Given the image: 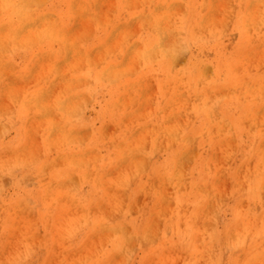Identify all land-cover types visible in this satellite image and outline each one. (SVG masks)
Wrapping results in <instances>:
<instances>
[{
    "label": "bare ground",
    "instance_id": "1",
    "mask_svg": "<svg viewBox=\"0 0 264 264\" xmlns=\"http://www.w3.org/2000/svg\"><path fill=\"white\" fill-rule=\"evenodd\" d=\"M5 1L9 2L14 34L21 29L25 30V18L34 20L29 24V29L33 30L37 20L48 18L52 13L46 5L53 7L54 4L53 0L45 2L41 7L39 4L43 1L39 0ZM99 1L69 0L70 3L73 2V7L75 2L78 4L77 8L72 9L76 20L86 17L94 20V25L97 24ZM213 1H114L115 7L121 9L120 12L109 16L107 23L99 29L116 31L131 18L139 21L140 29L136 40L140 43V48L135 52L133 66L135 69H138L136 66H146L148 73H144L135 82L132 78L128 79V69L123 62L128 52L126 40L122 41L124 43L115 51L109 50L104 55L102 53L98 61H95L93 45L87 46L79 39L78 44L67 46L70 30L68 22L61 17L54 27L45 29L49 33V38L46 39L49 43L43 46V49L51 47L55 35L59 39L58 52L61 60L67 57L69 51L74 55L84 54L85 60H77L80 62L75 68V73L69 70L65 74L64 81H67L69 87L73 86L71 89H66L64 78L56 70L55 76L43 81V89L46 90L44 94L24 96L23 99L29 101V104L23 103L17 109L14 115L18 117V121L29 123L36 113H41L44 126L40 128V132H53L54 127L47 117L50 115L49 110L53 111L54 108H49L52 99L47 101V91L58 93L56 96L76 100L82 93L92 90L93 82H96L100 89L105 84L114 92L115 97L112 95V98L123 100L120 104L115 101L109 104L105 109L106 113L127 114L134 110L130 100L134 99L138 90L145 92L146 87H142L146 84L152 86L153 95L156 96L151 111L156 116L153 124L156 139L150 142L147 153L150 156L154 152L158 157L157 144L163 145L162 140L166 137H169L171 146L170 150L164 152L165 155L160 154L161 159L150 156L148 171L144 176L137 178L139 183L134 188L125 187V196L130 204L137 199L142 201V211L129 217L126 209L121 216L113 209L109 220L104 209L100 208L114 205L117 195L106 189L110 185L107 173L117 161L133 159L137 150L130 145H136L137 142L125 144L127 137L122 136L118 140L120 143L112 141L103 149L99 144L100 138L94 135L95 128L87 144H72L65 152L60 149L52 153L44 148L46 145L42 141L41 150L46 156L45 165L57 164L60 160L62 164H57L61 168L55 171L49 168L46 173H42V168L34 164L35 155L32 156L34 159L28 160L32 163L29 171L36 186L33 185L29 190V200L24 205L29 209L31 216L27 224L30 256L27 264L32 262V255H36L38 250H42L45 255L40 256L37 261H42L38 264H43L44 259L48 257L58 258L63 262L70 256L76 257L77 264H105L117 255L123 256L128 252V244L132 240L134 245L139 246L145 241L143 228L146 223L142 216L149 213V217L165 216L164 225L157 236L146 241L148 248L141 249V256L137 257L139 264H143L152 256H171L180 252L187 256L180 264H263L264 223L254 225V219L257 221L264 218V148L261 150L260 147L264 141V56L262 63L254 61L252 56L256 51L264 50V0H231L232 5L227 8L228 27L225 31L213 21ZM253 6L255 8L251 9ZM121 32L127 33L126 28H121ZM115 33L112 32L111 35ZM127 34L124 35L125 39H128ZM230 34H234V38H231ZM143 36L146 38L143 39ZM99 41L102 42L96 40L95 43ZM208 46L213 48L208 59L195 55V49L202 50ZM31 54L38 62L36 53L34 55L31 49L28 65L32 64ZM55 57L56 54L44 58L54 64ZM151 67H155L154 71L150 70ZM61 81L64 87L59 85V88L54 89L50 86L52 82ZM145 102L148 103L147 100H144ZM41 103L44 105L39 108ZM144 110L148 113L147 109ZM20 115H24L26 119L19 118ZM133 129L137 130V127L130 125L120 128L127 133ZM227 141H232L235 150L231 156L228 155L230 164L218 168L214 165L213 152L221 142ZM193 145L197 146L196 154L188 166L181 168L180 160ZM261 146L264 147V144ZM78 153L76 161L73 156ZM121 155L122 157H119ZM85 156L90 160L84 161ZM5 168L0 167V171ZM67 172H73L74 176L78 177L82 183L81 186L79 183V187L83 189V184H86L88 188L77 190L74 186L71 192L66 191L62 184L66 181ZM218 177L229 183L232 200L226 206L216 202V209L221 212L225 209L230 211V217L223 221L221 229H204L208 217L203 210L209 201L214 200L213 183ZM122 178L131 177L124 174ZM163 188H169L167 198L171 204L166 202L162 205ZM64 197L70 205V214L61 225L59 220H63V216H60L63 213ZM240 199L245 200V203L242 204ZM3 204L0 214L8 211L6 202ZM256 208L258 211H255ZM51 222L61 225L54 233L56 237L50 236ZM128 225L129 232L126 230ZM201 225L203 231L199 230ZM9 226L10 223H0L2 238L3 234H12L17 227L13 225L10 229ZM238 228L240 230L237 231ZM104 229L112 232L109 246L96 251V246H92L94 249L89 255L80 257L83 256L84 252L81 253L80 249L85 242ZM60 238L68 243H59L62 242ZM199 245L217 247L219 254L212 255L209 252L202 256ZM223 245L227 251L222 249ZM10 261L14 264L20 263L18 258L12 257ZM127 261L124 259V262Z\"/></svg>",
    "mask_w": 264,
    "mask_h": 264
},
{
    "label": "rangeland",
    "instance_id": "2",
    "mask_svg": "<svg viewBox=\"0 0 264 264\" xmlns=\"http://www.w3.org/2000/svg\"><path fill=\"white\" fill-rule=\"evenodd\" d=\"M39 1H43L39 4L41 7L48 3L49 0ZM114 1L115 0L99 1L97 9V24L94 25V20L86 17H81L80 19L76 20V16L74 15L72 9L77 8V2H75L73 7V2L70 3L69 0H53V7H50L49 4L46 5V8H49L52 11L48 18L44 17L37 20L35 23L36 26L33 30L29 29V24H31V21L34 20L25 18V30L21 29L16 34H14V27L11 25L12 15H10L9 2L5 0L2 2V0H0V167H6L2 172L0 171V208L4 207L3 202H6V208L8 209L5 214H0V223H10V229L13 225L17 226L13 230L12 234H3L4 238L0 236V257L1 260L4 261H0V264H14L12 261H10V258L12 257L18 258V261L20 262L19 264H27V260L30 257L28 255L29 248L27 244V224L30 221L31 216L29 214V209L27 210V206L24 205H26V202L29 200V190L33 185L36 186V183L30 176L31 174L29 167L32 166V163L28 161L30 160L29 158L34 159L32 156L35 155L34 164H37L42 168V173H46L49 168L54 171L58 168H61L57 166V164H62L61 160L57 164L54 163L49 165V163H47L45 165L46 156L41 150L42 141L44 145H46L44 148L50 150L52 153H55V150L60 149H62V152H65L71 147L72 144H76L78 146L79 144L80 146L87 144L95 128L94 135L97 138H100L99 144L102 145L103 149L112 141L115 143H120L118 140H120L122 136L127 137L125 144L129 142H137L136 145H130L135 150H137L133 159L129 161H117L118 163L116 162L113 165L114 167L112 166L107 173V178H109L110 185L106 189L112 192L113 195H117L114 205L103 206L100 208V210L104 209L108 219L113 209L116 210V214L118 216H121L123 214V210L126 209L127 215L129 217L135 216L138 214V212L142 211V201L137 199L134 203L130 204L127 197L125 196V187L128 188L129 186L130 188H134V186L139 183V179L137 178L144 176L147 173L150 162L149 158L151 155L152 157L161 159L160 154L165 155L164 152L170 150L169 146L171 145L169 144H171V142H169V137H166L162 140L163 145L157 144V153L159 154L158 157L154 154V152H152L150 156L147 153L149 145L151 144L150 142L156 139L153 134V124L156 120V116L151 112L153 105L156 102V96L153 95L151 85L146 86L145 84L142 87H146L145 92L138 90V94L134 97V99L130 100L134 110L128 112L127 114H122L120 112L106 113L105 109L109 106V104H112L114 101L120 104L123 100H116L114 98L115 94L112 89L107 88L105 84H103L100 89L96 86V82L92 81L94 84L91 85L92 90H89L84 94L82 93V95L78 96L76 100H72L68 97L65 98L63 96H56L58 93L48 90L47 101L50 102L52 99V105H50L49 108H54L53 111L49 110L50 115L47 117L52 123L51 125L54 127V131L51 133L40 132V128L44 126L43 115L41 113H36L34 119H32L29 123H26V121H18V117L14 115L20 105L23 103L29 104V101L23 99L24 96L27 94H33L37 96L38 94L41 95L46 92V90L43 89V81H45L47 78H52V76H55L56 70L61 74L62 78H64V81L66 79L65 74H67L69 70L72 73H75L77 64H79L80 61L85 60L84 54L79 55L77 53V55H74L70 51L68 52L67 57H65L64 60H61L59 58L60 52H58L59 39L58 36L55 35V41L52 43L51 47L49 49L42 48L49 43L46 42V39L49 38V33L45 31V29L47 27H54L60 17L65 22H68V28L70 30L67 35V46H74L78 44L77 41H79V39L82 40V43L87 46L91 47L93 45L95 51L93 59L98 61L102 53L104 55L109 50L115 51L122 45V43H124L122 41L126 40L128 52H126L123 62H125L124 66L128 69V79L131 80L132 78V81L135 82V80L141 77L144 73H148V68H146V66H136L138 69H135L133 66L135 52H137V50L140 48V43L136 40L140 29L138 20L131 18L121 26V28H126L128 34L121 32V28L116 31H102V29H99L101 26L107 23L106 19L109 16L113 14L117 15L120 12L121 9L115 7ZM33 5L34 7H37L36 4ZM231 5V0L213 1V21L218 23V27L223 31H225L228 27V24L226 23L228 18L227 8H229ZM254 8L255 7L253 6L251 9ZM4 12L6 13L4 14ZM70 14L72 15L71 17H69ZM66 17H68L69 20H67ZM105 32H108V34H105ZM112 32L116 33L111 35ZM125 34H127L128 39L124 38ZM230 37L234 38V34H230ZM145 38L146 36H143V39ZM96 40H102V42L99 41L100 43H95ZM239 41L240 36L238 34V42ZM96 44L97 46H95ZM31 49L34 55L36 53L35 56L38 58V62L31 54L32 64L28 65V61L30 59L29 51ZM212 51V46H208L202 50L195 49V55L198 58L203 56L204 58L208 59ZM260 51L264 53V50L256 51L253 54L252 59L262 63L264 55H262L263 53ZM54 54H56L54 60L55 65L44 58L46 56H53ZM74 62L76 63L73 64ZM69 66L72 67L70 68ZM154 68L151 67L150 70L154 71ZM28 69H30V71ZM66 82L67 81H64L66 84V89H71L73 86L71 85L69 87V84ZM59 85L64 87L62 81L61 83L52 82L50 86L55 89ZM112 95H114L113 98ZM144 100H147L148 103H144ZM43 105L44 103H41L39 108H42ZM54 105H57L58 109H56L57 107H54ZM144 109H147L148 113ZM121 117H123L122 120L120 119ZM19 118L26 119L24 115H20ZM113 122H116L114 126L112 125ZM130 125L137 127V130L133 129L130 133L120 130V128H127ZM117 137L119 139H116ZM263 144L264 141L260 144L261 150L264 148L261 146ZM32 147L34 149H32ZM128 147L129 145L127 148ZM234 150L235 148L232 141L221 142V145L217 146L216 150L213 152V158L215 162L214 165L218 168H223L226 165H229L230 163L228 157L232 155ZM196 152V145H193L187 149V154L180 160L181 168H185L190 164ZM262 152H264V149ZM78 157L79 153L73 156L76 161V158ZM119 157H122V155ZM85 159L86 161L90 160V158L86 156L84 161ZM124 174H127V176L131 178H122ZM121 179L124 180L120 181ZM65 180L66 181L64 182V185L62 184V186L66 191H70L74 186L77 188V190L81 188L79 187V183L80 186L82 183L78 177L74 176L73 172H67L65 174ZM213 186L214 200L209 201L208 205H206L203 210V212L208 217L205 221L204 229L210 230H215L219 227V229H221L223 221L230 217V211L225 209L221 212L220 210L216 209V204H220L221 202L223 206H226V204L230 203L232 200L229 190V183L223 178H216L214 180ZM86 187L88 188L86 184H83V189H81L86 190ZM169 192V188L162 189V195L164 198L162 205L166 202V204L170 203V200L167 198ZM262 192V197H264V180L262 183ZM240 202L243 204V202L245 203V200L240 199ZM68 206L70 205L67 201V198L64 197L62 199L63 213L60 216H63V222L59 220L61 225H63V223L66 221V217L70 214ZM255 211H258V209L256 208ZM144 215L145 214H143L142 217L145 218L143 219L146 223V227L143 228V232L145 233V241L139 246L134 245V240H132L128 244V249H130L128 252L123 254V256L121 254L117 255L113 258V260L111 259L112 261L108 260V262L105 264H139L138 258L141 256V252L143 251L141 249L148 248L146 241L157 236L158 231H160L164 225L163 220L165 217L160 215L149 217L150 213L145 216ZM149 221H151L150 224L148 223ZM115 222L116 221H114V223ZM262 223H264V218L257 221L254 219V225L256 224L259 226ZM61 225L57 224V222L52 223V234L50 236L56 237L54 233L58 231V228ZM126 230H128V232L130 231L129 225L126 227ZM199 230L203 231V226ZM238 230H240V228H238L237 231ZM233 233H231V235H234ZM95 235L96 234L92 235L91 238L87 240L89 242H85L83 246L85 250L83 247L80 249L81 253L84 252L83 256L80 257H84L85 254L89 255V252L94 248L96 251L100 248L109 246V238L112 236V232L110 230L104 229L97 233L96 236ZM97 236L99 238H97ZM59 243L65 245L68 242L63 239L62 242ZM92 246H96L98 248H92ZM199 247V252L200 254L202 253V256L209 252L212 255L219 254V249L217 247H211L210 245H199ZM222 249H224V251L228 250L224 245ZM134 255L137 256L135 257ZM40 256H45L42 250H38L36 255H32L31 263H40L42 260L40 262L37 261L40 259ZM186 257L187 256L184 252H180L178 255L171 256L167 254H159L155 258L152 256L151 258H148V260L146 259L147 261H145L143 264H147V262L148 264H180L182 261L186 260ZM66 258L67 261L60 262L58 258L48 257L44 259L43 264H77L75 261L76 257L70 256ZM123 258L125 261H128L124 262ZM152 258L153 260L150 261ZM55 260L57 261L55 262ZM88 260H90V257H88ZM256 264L259 263L256 262Z\"/></svg>",
    "mask_w": 264,
    "mask_h": 264
}]
</instances>
